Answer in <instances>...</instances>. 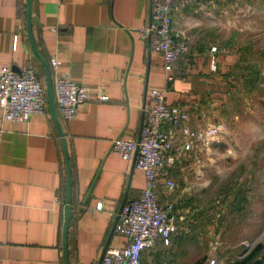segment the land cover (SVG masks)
Here are the masks:
<instances>
[{
  "label": "crops",
  "instance_id": "0c3cea01",
  "mask_svg": "<svg viewBox=\"0 0 264 264\" xmlns=\"http://www.w3.org/2000/svg\"><path fill=\"white\" fill-rule=\"evenodd\" d=\"M151 1L31 0L36 47L47 63L52 56L59 60L56 69L49 66L51 79L68 72L89 93L73 118H59L71 167L70 264H96L121 204L144 186L143 172L133 166V159L120 157L111 144L116 137L137 139L150 89H165L167 102L188 111V119L173 129L174 147L160 166L161 176L185 182L202 167L200 158L212 153L213 142H196L183 150L181 141L189 129L222 121L224 104L235 92V0H194L178 7L172 23L185 35L189 52L169 72L161 55L139 34L149 21ZM251 9L255 6L246 3L244 10ZM25 10V0H0V65L20 71L32 63L43 78L29 48ZM224 30L231 31L220 40ZM99 94L108 99L100 100ZM65 175L48 104L27 120H3L0 112V264H64ZM186 197L176 204L178 220L170 244L158 242L145 250L141 264L193 261L194 247L204 236L211 237L214 264H264L251 261L248 248L240 247L243 239L231 240L236 232L218 224L206 228ZM167 198L161 194V201ZM123 240L113 232L107 247Z\"/></svg>",
  "mask_w": 264,
  "mask_h": 264
},
{
  "label": "built area",
  "instance_id": "2783aa9c",
  "mask_svg": "<svg viewBox=\"0 0 264 264\" xmlns=\"http://www.w3.org/2000/svg\"><path fill=\"white\" fill-rule=\"evenodd\" d=\"M194 0H152L148 23L140 29L141 38L148 39L153 50L162 57L163 67L169 72L174 63L184 59L189 46L183 32L172 23L173 13L179 6ZM215 46L211 47L214 50ZM59 60L52 56L48 65L56 69ZM167 79L172 77L168 74ZM53 95L59 118H73L81 103L88 100L86 86L73 81L68 72L52 76ZM100 100L108 96L99 94ZM150 102L145 108L139 140L116 137L111 150L124 159H133L144 175V186L132 199L126 201L116 221L114 232L125 238L117 246L107 247L100 264H141L142 253L158 242L168 245L177 220L176 201L172 193L176 181L171 176H161L160 166L174 147L173 129L188 119L187 109L177 103H169L165 89L152 88ZM44 80L32 63L16 71L8 65H0V112L3 120H27L34 113L46 110ZM168 126V127H167ZM222 121L203 129H189L181 141L183 150L196 142L210 146L223 132ZM168 198L161 201V194ZM100 208V204L96 205ZM209 264L216 263L214 257Z\"/></svg>",
  "mask_w": 264,
  "mask_h": 264
},
{
  "label": "rangeland",
  "instance_id": "374dc122",
  "mask_svg": "<svg viewBox=\"0 0 264 264\" xmlns=\"http://www.w3.org/2000/svg\"><path fill=\"white\" fill-rule=\"evenodd\" d=\"M246 3L255 10L246 12ZM235 4L231 15L239 48L232 70L235 92L221 114L224 130L211 144L212 153L200 158L202 167L189 175V182L176 177L172 197L180 206L186 195L208 229L218 224L236 232L231 240L243 239L240 247L248 248L252 262H259L264 261V0ZM229 32H221L220 40ZM210 247L211 237H202L194 247L197 256L185 264H206Z\"/></svg>",
  "mask_w": 264,
  "mask_h": 264
},
{
  "label": "water",
  "instance_id": "95a60500",
  "mask_svg": "<svg viewBox=\"0 0 264 264\" xmlns=\"http://www.w3.org/2000/svg\"><path fill=\"white\" fill-rule=\"evenodd\" d=\"M25 16H26V34H27V39L29 43V48L34 56V58L37 60V62L41 65L42 71H43V78H44V84H45V89H46V99H47V104H48V109L50 112V116L52 118V121L54 123L55 128L57 129V132L60 136V141H61V147H62V153L64 157V163H65V176H66V192H65V203H64V208H63V224H62V232H61V247H62V258L64 264H70L69 261V256H68V226H69V218H70V210H71V167H70V160H69V153L66 145V139L64 137V133L59 121V117L57 114L56 106H55V101H54V95H53V86H52V79H51V74H50V68L49 65L46 61V59L40 54L38 51L33 34H32V21H31V0H25ZM143 119H144V114H145V109L143 110ZM143 119L140 125V130H139V135L137 137V140H139L140 137V131L143 125ZM137 152L134 153L133 157V166L135 163V158H136ZM125 201L121 204V207L118 210V213L114 217L113 225L111 227V230L109 232L108 238L101 250V253L99 255V258L96 262V264H100L101 259L103 257V254L108 246L109 240L111 235L114 232V227L116 224V221L118 220V214L123 206Z\"/></svg>",
  "mask_w": 264,
  "mask_h": 264
},
{
  "label": "trees",
  "instance_id": "16d2710c",
  "mask_svg": "<svg viewBox=\"0 0 264 264\" xmlns=\"http://www.w3.org/2000/svg\"><path fill=\"white\" fill-rule=\"evenodd\" d=\"M252 254H248V257L250 258Z\"/></svg>",
  "mask_w": 264,
  "mask_h": 264
}]
</instances>
